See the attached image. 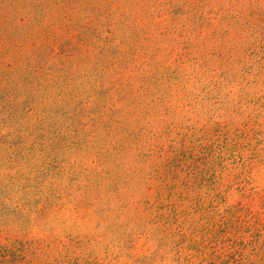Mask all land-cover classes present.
<instances>
[{"label": "rangeland", "instance_id": "rangeland-1", "mask_svg": "<svg viewBox=\"0 0 264 264\" xmlns=\"http://www.w3.org/2000/svg\"><path fill=\"white\" fill-rule=\"evenodd\" d=\"M0 264H264V0H0Z\"/></svg>", "mask_w": 264, "mask_h": 264}]
</instances>
